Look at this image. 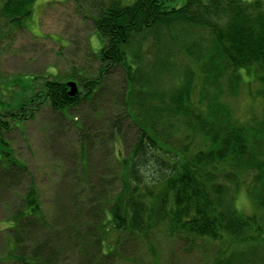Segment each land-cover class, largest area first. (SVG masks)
Returning a JSON list of instances; mask_svg holds the SVG:
<instances>
[{
    "label": "trees",
    "instance_id": "16d2710c",
    "mask_svg": "<svg viewBox=\"0 0 264 264\" xmlns=\"http://www.w3.org/2000/svg\"><path fill=\"white\" fill-rule=\"evenodd\" d=\"M35 2L0 0V15L6 25L22 26ZM91 7L96 32L104 41L100 52H93L99 60L96 73L70 76L78 81L75 96L69 94L67 83L45 81L43 91H36L27 105L20 103L18 111L1 110L0 169L12 181L18 177L16 170L28 171L4 137L10 122L33 117L43 102L60 113L86 102L93 107V119L88 117L79 128V171L70 176L73 201L58 210L70 222L51 235L67 234L74 241L70 249L76 264L143 263L138 261L136 245L124 247L120 241L126 245L125 240L147 239L162 224L167 238L190 250L218 242L216 264H260L264 114L259 117L251 109L236 114L224 97L226 91L237 97L243 84L256 82L253 91L247 86L250 104L261 98L264 111V0H93ZM114 66L125 72V91L116 93L106 108L119 114L93 134L90 123L104 116L98 111L105 106L102 91ZM168 72L178 73L177 82L164 89ZM129 132L135 141L115 159L109 176L98 173L97 191L91 181V150L104 141L126 147ZM109 156L110 152L106 161L114 163ZM242 191L256 209L252 215L235 206ZM88 193L91 210L84 208ZM96 201L102 209L99 222L91 218ZM69 206L77 207L74 213ZM55 217L44 210L31 181L22 207L6 220L7 228L16 231L9 255L17 264H64L69 249L65 250V242L58 245L51 236L32 238L33 225L52 227ZM109 230L116 237L107 243ZM153 257L154 264L164 263Z\"/></svg>",
    "mask_w": 264,
    "mask_h": 264
},
{
    "label": "rangeland",
    "instance_id": "374dc122",
    "mask_svg": "<svg viewBox=\"0 0 264 264\" xmlns=\"http://www.w3.org/2000/svg\"><path fill=\"white\" fill-rule=\"evenodd\" d=\"M92 1L36 0L31 16L22 26L6 25L0 15V111L5 108L9 111L12 108L18 111L21 107L20 103L24 105L30 103L28 99H31L36 91H43L45 81L78 82L76 79H70V76L74 74L85 77L94 76L99 60L93 52L99 53L104 41L95 29ZM194 70L199 74L197 67ZM166 76V80H162L164 89L167 86L171 88L172 82H177L178 73L168 72ZM124 79L123 68L114 66L107 78L106 90L102 91V97H104L102 103H105V106L100 107L98 111L100 115L108 118L105 121L103 117L92 120L93 123H90L92 126H88L91 129L90 133L95 134L103 124L113 122L119 114V111L106 107H110V104L114 102L116 93H124L125 90L122 87ZM199 79L198 75L197 89H199ZM247 86L252 87L253 91V88L255 89L258 85L256 82L243 84L237 97L228 95L226 91L224 99L227 98L236 114L251 109L261 117L262 112L264 114L259 101L261 98L251 105L252 100L247 93ZM25 98L27 100H24ZM2 101L3 105H1ZM25 101L28 103L26 104ZM82 104H84L82 107L70 108L71 110L60 113L53 111L48 103L43 102L39 108L34 110L33 117L25 115L20 123L10 122L11 128L4 134V137L11 141L17 158L27 165L28 171L16 170L18 177L16 181H12L7 176L9 173L0 169V264H17L15 259L9 255L12 253V241H14L16 231L7 228L9 225L6 220L22 207V197L27 193L31 181L36 184L40 192L44 210L50 216L56 214L52 227L40 229V226L33 225L32 238L40 241L46 236H51L55 230L61 231L67 228L65 224L66 221L70 222V218L67 220L63 217L64 213L58 210L65 203L73 201L70 193H72L74 182L70 176L79 171L77 163L78 141L81 134L79 128L85 121L87 122L88 117L93 119L91 116L93 107L86 102ZM33 107L30 106L31 109ZM25 113H30V109L27 108ZM103 131L109 133V130ZM126 139V147L118 141L114 146L104 141L97 143L95 149L91 150L93 152L90 156L91 181L97 191L101 189L95 179L98 173L105 171V175L109 176L110 167L112 164L115 166V159L122 155V152L123 156L126 154L124 148L128 150V146L135 141V136L129 132ZM109 152L110 160L112 157L114 163L105 159ZM245 196L247 206L239 210L252 215L256 209L246 194ZM80 197L78 196V199L81 200ZM91 199L88 193L86 197L88 203H84V208L87 210L89 208L91 210L94 206ZM99 203V201L95 202L98 205L95 212L90 211L91 218L96 222L102 219V209ZM69 207L71 208L69 212L77 208ZM257 214L259 217L263 216L261 211ZM164 229L162 224L159 228L153 229L147 239L132 238L131 241L125 240L126 245L122 239L120 243L124 244V247L136 245V254L141 257L138 261L143 262L139 264H154L153 255L159 258L160 263L164 262L163 264H216V257L221 252L218 242L217 245L206 243L200 250H195V248L190 250L180 241L167 238L164 235ZM51 237L54 238V236ZM115 237L116 235L109 230L107 243L109 239L113 241ZM69 239L67 234H61L55 237L54 241L58 245L65 242V250L66 247L69 248L65 252L64 264H76L75 254L70 249L71 246L74 247V241ZM113 245L114 243H111L108 247ZM104 246L106 247L105 243ZM259 250L263 251L260 255L264 257V249ZM173 257L175 259L171 260ZM263 257L260 258V264L264 263ZM114 263L116 260L112 261V264ZM120 264L136 263L121 261Z\"/></svg>",
    "mask_w": 264,
    "mask_h": 264
},
{
    "label": "clouds",
    "instance_id": "9594fccd",
    "mask_svg": "<svg viewBox=\"0 0 264 264\" xmlns=\"http://www.w3.org/2000/svg\"><path fill=\"white\" fill-rule=\"evenodd\" d=\"M235 206L238 210L247 206L246 196L243 191L240 193L239 197L237 198L235 202Z\"/></svg>",
    "mask_w": 264,
    "mask_h": 264
},
{
    "label": "water",
    "instance_id": "95a60500",
    "mask_svg": "<svg viewBox=\"0 0 264 264\" xmlns=\"http://www.w3.org/2000/svg\"><path fill=\"white\" fill-rule=\"evenodd\" d=\"M67 86L70 88L69 94L71 96H75L78 93V86L75 81L68 82Z\"/></svg>",
    "mask_w": 264,
    "mask_h": 264
},
{
    "label": "bare ground",
    "instance_id": "6f19581e",
    "mask_svg": "<svg viewBox=\"0 0 264 264\" xmlns=\"http://www.w3.org/2000/svg\"><path fill=\"white\" fill-rule=\"evenodd\" d=\"M34 114V113H33Z\"/></svg>",
    "mask_w": 264,
    "mask_h": 264
}]
</instances>
